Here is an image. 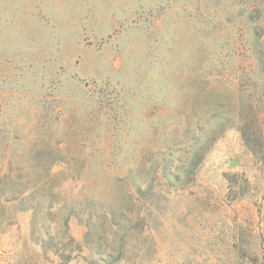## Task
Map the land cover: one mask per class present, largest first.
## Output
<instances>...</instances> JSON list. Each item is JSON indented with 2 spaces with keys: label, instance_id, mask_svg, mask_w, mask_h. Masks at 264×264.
<instances>
[{
  "label": "rangeland",
  "instance_id": "rangeland-1",
  "mask_svg": "<svg viewBox=\"0 0 264 264\" xmlns=\"http://www.w3.org/2000/svg\"><path fill=\"white\" fill-rule=\"evenodd\" d=\"M0 228V264H264V0H0Z\"/></svg>",
  "mask_w": 264,
  "mask_h": 264
},
{
  "label": "trees",
  "instance_id": "trees-1",
  "mask_svg": "<svg viewBox=\"0 0 264 264\" xmlns=\"http://www.w3.org/2000/svg\"><path fill=\"white\" fill-rule=\"evenodd\" d=\"M9 176H12V175L10 174ZM9 178H10V177H9ZM10 191H11V193H12V196H13L12 198H13V199H18V198L21 196V194H22V192H20L18 196H15V191H16V190H15L14 188H11ZM21 199H23V198H21ZM21 207H25V206H21ZM27 209H28V207H26V208H22V210H27ZM8 224H11V222L8 221ZM1 229H2V228H0V232H3V229H2V230H1ZM47 236H48V239H53L51 235L47 234ZM42 242H43V243H42L43 246H45V245H46V242H45V241H42ZM263 259H264V258H263Z\"/></svg>",
  "mask_w": 264,
  "mask_h": 264
}]
</instances>
